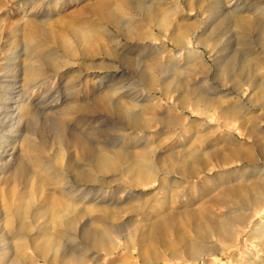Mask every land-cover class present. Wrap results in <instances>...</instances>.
<instances>
[{
    "label": "rangeland",
    "instance_id": "rangeland-1",
    "mask_svg": "<svg viewBox=\"0 0 264 264\" xmlns=\"http://www.w3.org/2000/svg\"><path fill=\"white\" fill-rule=\"evenodd\" d=\"M263 8L264 0H0V97L12 77L23 69L25 46L39 52L36 44L47 41L44 52L53 60H49L51 67L42 69L46 73L42 71L41 84L24 85V95L28 92L26 97L36 113L28 123L31 127L34 124L35 142L48 140L53 150V124L60 120L57 115L61 109L65 105L75 108L90 104L106 96L108 101L133 108L134 115L149 121L143 130L134 132L117 118L107 119L99 108L104 121L93 124L91 130L103 132L102 143L122 140L115 147L125 152H137L149 143L158 154L176 155L174 167L186 162L180 159V152H192L195 161H207L194 174L162 173L149 180L146 188L122 187L121 182L127 180L120 178V170L116 175L99 177L104 184L81 187L66 177L74 194L81 191L73 199L86 195L76 204L77 211L87 213L80 217L77 228L101 229L95 221L98 218H104L105 229L130 222L137 250L129 255L121 248L111 255L65 238L57 252L72 251L83 257L71 264H264V92H257L253 84L257 81L264 85V50L260 48L264 40ZM111 14L118 20L116 30L108 23ZM225 16L227 22H223ZM240 20L249 26L244 35L239 29ZM29 24L36 27L34 33H29ZM137 25L147 31L143 39L135 40L119 31ZM154 25L158 28L152 29ZM55 38L59 48L52 45ZM63 43L69 45V50L60 48ZM250 57L255 66L248 73L249 80L235 83L227 75V67H232L233 75L240 61ZM150 60L157 61L163 71L157 74L165 88L163 94L140 76ZM201 94L208 106L205 114L199 109ZM177 100L183 108L173 107ZM87 117L91 120L85 113L65 118L67 135L87 131ZM20 120L15 135L9 136L7 126L0 139L8 150L0 169V174H6L1 177L16 162L13 156L20 155L22 138L16 135H26L29 118L22 116ZM107 121L115 122L116 128L105 125ZM69 153L74 157L73 151ZM191 158L187 165L194 162ZM232 188L246 200L239 201L230 194ZM255 195L258 199L253 201ZM129 205L144 207L146 212L136 217L122 210ZM110 209L118 213L117 219L108 218L104 210ZM156 221L162 223L153 228ZM46 225L44 218L38 220L39 229ZM110 239L114 245L122 242L117 234L110 233ZM22 253L28 262L24 264H47L45 260L30 261L31 250ZM50 256L46 255V260Z\"/></svg>",
    "mask_w": 264,
    "mask_h": 264
},
{
    "label": "bare ground",
    "instance_id": "bare-ground-1",
    "mask_svg": "<svg viewBox=\"0 0 264 264\" xmlns=\"http://www.w3.org/2000/svg\"><path fill=\"white\" fill-rule=\"evenodd\" d=\"M211 10H213L212 7L210 9V12ZM262 10H264V8ZM257 12L254 10L253 13H257ZM257 14H256V17H257ZM222 19H223V22L228 21L227 16L223 17ZM108 23L113 28H115V30H116V27H119L118 20L115 15L111 14L109 16ZM261 23H263V21ZM238 25H239V29L242 32V34L249 31V26L245 24L243 20L242 21L240 20ZM253 25H254V22H253ZM28 28H29L28 29L29 33L30 32L34 33V31H36V27L30 26V24L28 25ZM157 28L158 27L154 25L152 29H157ZM144 29L138 28V25H137L135 29H132L130 27H122L121 29H119V31L124 36H129L135 40H138V39H143L142 37L147 32L146 29L145 30ZM65 30H66V27H64L63 31ZM152 31H151V34H153ZM257 33L259 32L257 31ZM55 39L52 42V45H54V48L55 47L59 48V44L57 43L58 39L56 40ZM88 39L90 41L89 36H88ZM46 42L47 41L36 44V47L40 48L39 52H34L33 50L27 48V46L24 47V55H22L23 56V69L20 72L21 74L19 73L16 76L12 77L13 79L6 85V89L4 90L2 97H0L1 98L0 99V139H3L4 137L3 134H5L3 131H5L4 129L7 126L9 127L7 129V131L10 133L9 136L11 134L15 135L19 127V124L21 123V120H20L21 117L25 116L26 118H29V121L27 122V126L24 128V132L26 133V135L23 137L21 135H23L24 133L20 134V136L16 135L17 137L22 138L20 155L19 156L17 155L18 156L17 159H16L17 156L16 157L13 156L14 162L15 160L16 162L14 163L12 167H9L8 169L9 173L6 176L1 177L5 173V171L3 174H0V264L28 263L24 254L22 253V251H26V250H31L32 253H29L28 257H29V260L32 262H35L38 260H45L47 264H71V263H77L80 260H82L83 257L81 255H77V253L72 252V251H66V252H63L62 254H59V252H57L60 245L62 244L63 239L65 238H67L68 240H76L78 242L85 243L91 248L104 251L107 254L112 255L114 254L115 250L117 252V250H120L121 248H123L126 254L132 255L134 254L133 252L136 249L134 245L135 237L133 236V233H132L133 225H129L131 224L130 222H127L124 226L120 228L109 226L107 227V229H105L102 226L104 218H98L95 221L98 225L102 227L101 229H88L85 226H82L79 229L77 228V224L80 220V217L87 215L86 211L76 210V206H77L76 204L80 203L83 200V197L85 194L82 195L81 197L79 196V198L73 199L74 196H77V194L81 191L77 189L78 190L77 193L75 192L76 194H74L75 189H73V187L70 186V184L66 182L67 180L66 177L67 178L71 177L72 180L75 183L79 184L80 185L79 187H81L82 184L83 185L84 184H94V183L104 184L106 182L104 180H100L99 177L106 176L109 174L116 175V172H119L120 170L119 172L120 178H126L127 180V182H123V183L121 182V184H123V186L121 185L122 187L130 186V187H135V188L137 187L146 188L149 180H154L156 177H159V175H161L162 173L167 174V175H170V174L172 175L173 173V174H178L180 176L194 174L196 171H198V169L205 166L206 165L205 163L207 161L205 162L204 160H201V159L195 161V159H193L194 157H193L192 152L191 153L180 152V155L182 156V158L180 159H184L186 162H188V160L192 157L191 159H193L194 162L191 164V166L187 165L188 163L186 164V162H184V164L181 163L182 164L181 166L174 167L172 164L175 162L177 158L176 155H169L171 152L168 155L167 154L164 155L163 153L158 154L155 151H153L149 143H144L143 145H141L138 148L137 152H125L126 150L119 151L120 150L119 148H118L119 150H116L117 149L115 147L116 144L122 141L120 139H119L120 141L118 142L112 139L110 140V142H108L109 141L108 140L107 141L108 143H105V144L102 143L101 139L103 136L101 134H103V132L101 131L98 132V130L100 129L95 130L96 128L94 130H91L93 128V124L95 125V123L98 122L99 120L104 121L103 116L98 114L99 108L103 109V111L107 115L106 117H108L107 119L110 120V118L112 119L117 118L124 126H126L128 129H131L134 132L143 130V128L146 127L147 125V121H149V120L143 119L142 117L134 115L133 114L134 111L132 112L133 108L125 109V108L118 106L119 104L116 105V103L110 102L111 100L108 101L109 99L108 100L105 99L106 96H104L103 98L99 100H96L93 103L86 104V105H80L75 108L72 106H69L66 103L68 106L65 105L63 109H61L59 114L57 115L60 120L56 121V123L53 124V129L55 131L54 139H53L54 140L53 150H51L48 140L46 141L43 139L40 142H35L34 133L32 132L35 128L34 124L31 127L30 125L28 126V123L30 122V120L34 119V115L36 113L34 114V111L31 109L29 100L26 97V94L28 92L24 95L25 93L24 85L34 86V84L39 85L42 83V81H40V77H41V74H43L45 71L42 69H45L44 68L45 66L48 67L49 60H51L50 54L48 52H44V48L47 45ZM59 42L62 43L63 41L59 40ZM83 43L84 42L81 43V46L83 45ZM86 45L87 44H85V46ZM85 46L83 48H85ZM63 47L64 49L65 48L67 49L69 45L68 44L66 45L63 43L62 46L60 45V48H63ZM260 48L264 50V40L261 43ZM79 49L81 50L80 47ZM68 55L70 54L68 53L67 56ZM83 55L84 54L82 53V56ZM85 55H88V54L86 53ZM79 56H80V53H79ZM251 61H252V57H250L249 59L247 58L242 59V61H240V64L233 75H232L233 73L232 67L228 66L226 69L227 75L231 79H234L233 81H235V83H237L238 80L245 81L247 83V81L249 80L248 76L250 75L248 73L252 70V67L255 66V64ZM63 62L65 63L64 60L62 61V64ZM147 68L148 69L145 68L141 71L140 76L146 78V83L148 85H151L152 87L157 86L159 89H157L156 91H159V93L161 94L165 93L163 92V89H165L164 85L162 84L160 85V83L157 80V74L159 75L160 73L163 72V71L160 72V65L157 63V61L155 62L153 60H150L148 62ZM51 69H54V68H49V70ZM253 79L254 78H252V80ZM168 82L169 81H167V83ZM235 83L234 85L236 86ZM253 84H254V89H256L257 92L259 93L264 92V85L262 83L255 81L253 82ZM116 85L114 84L113 86H115V88L119 87L121 89L122 87L121 85L119 86H116ZM122 89H124V87ZM115 90L116 89H114V91ZM200 97L202 101H201V108L199 109L202 113L205 114L208 106L206 105V102L203 99V94H201ZM169 102H171V99H169ZM173 107L175 109L181 108V107L183 108L182 102L177 100L176 102H174ZM74 113L82 114V116H83V113L89 114V116L91 117V120L89 117L87 118H89L90 120L89 122L90 126L88 127L87 131L81 130L80 132L79 130H77V132L75 131L74 133L67 135L68 129L66 127V121L64 119L70 117ZM105 121H106V118H105ZM105 125H108L110 128H114V129L116 128V123L115 122L113 123L112 121H107ZM5 136H7V134ZM2 144H3V141L0 142V163H1L0 169L2 167L1 166L2 159L8 153V150L5 149L6 146L3 147L4 144L3 145ZM70 150L73 151L74 157L71 154L72 152L69 153ZM47 151L50 153L46 154ZM174 151L176 152V150ZM47 155H48V158H46ZM64 158H65V162L63 163ZM161 179L163 180V178ZM164 181H166V179ZM228 192L230 194H233L239 201L246 200L244 195H242L237 189L232 188V189H229ZM54 194H57V196H55ZM42 195H44L45 199L42 198ZM252 199L253 201H256L258 199V196L255 195L252 197ZM73 200H75V202H73ZM103 208L104 207L101 206V209ZM122 210H124L125 212H128L129 214L134 213L132 215H135L136 217H139L140 215L146 212V208L144 209V207L140 208V206L136 207V206H130V205L127 207L125 206V208ZM147 210H148V207H147ZM104 211L105 213H107V216L109 219L111 220L117 219L118 215L116 214L118 213H116V211L112 209L104 210ZM201 215L202 213L200 214L199 217H201ZM209 217L211 216L209 215ZM40 218H44L45 223L48 225L39 229L37 224ZM161 223L162 221L154 222L153 228L155 227L157 228V226L161 225ZM56 230H60L61 232H58ZM110 233H113L115 236L117 234V236L120 238V240H122V242L119 243L118 245H114L110 239ZM193 239H198V238H193ZM137 242L138 240L136 241V244ZM181 246L182 245H180V247ZM50 253H51L50 259L46 260L45 256L48 254L50 255ZM118 264H123V263L119 262Z\"/></svg>",
    "mask_w": 264,
    "mask_h": 264
}]
</instances>
